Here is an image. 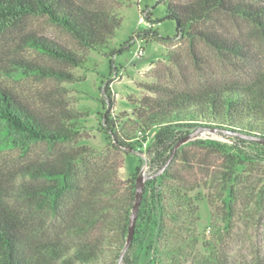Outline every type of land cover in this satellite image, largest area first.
<instances>
[{"label": "trees", "instance_id": "1", "mask_svg": "<svg viewBox=\"0 0 264 264\" xmlns=\"http://www.w3.org/2000/svg\"><path fill=\"white\" fill-rule=\"evenodd\" d=\"M157 3L163 4L166 17L176 21V31L192 44L202 41L217 50L249 57L245 43L199 27L225 14L246 20L264 37V0ZM35 16L61 26L79 45L97 51L108 48L122 25L115 10L87 6L80 0H0V32L21 28ZM143 33L157 32L147 29ZM22 41L20 54L0 63V264H117L127 239L139 172L138 167L125 182L118 176L124 162L120 154L129 152L133 134L154 132L147 151L151 174L164 165L177 141L198 127L232 132L229 136L237 142L264 148V142L250 139L264 141V68L245 83L183 89L149 84L148 93L132 100L128 126L118 129L111 114L106 116L105 129L112 139L108 147L98 151L70 146L78 132L75 123L69 122L75 116L39 110L6 85L3 77L8 73L18 80L30 72L72 77L60 67L42 66L24 56L26 49L66 65L82 66L88 60L32 31H25ZM128 46L129 42L122 48ZM39 142L50 147L49 158L20 165H10L3 158L6 150L27 154ZM187 143L175 151L162 173L146 180L122 264H156L162 256L173 263L185 251L191 252L197 240L196 201L200 200L191 192L199 187L218 183L222 191L227 190L229 216L238 209L237 203L242 204L238 158L215 141ZM216 173L220 177L212 179ZM202 246L205 251L195 255L192 264H234L221 244L208 239Z\"/></svg>", "mask_w": 264, "mask_h": 264}, {"label": "rangeland", "instance_id": "2", "mask_svg": "<svg viewBox=\"0 0 264 264\" xmlns=\"http://www.w3.org/2000/svg\"><path fill=\"white\" fill-rule=\"evenodd\" d=\"M80 1L91 7L113 9L121 16L122 25L108 48L97 51L83 47L65 29L43 16L29 18L21 28L0 32V63L20 54L25 31L53 38L88 60L82 66L66 65L36 50L26 49L22 52L24 56L42 66L60 67L72 77L46 76L41 72H30V69H24L30 73L18 80L9 78L8 73L3 77L6 85L39 110L67 112L75 116L69 122L75 123L78 132L70 146L83 145L98 151L108 147L112 139L105 129L106 116L111 114L118 129L128 126L127 120L132 119V100L148 93L149 84L183 89L245 83L264 68V37L242 18L216 15L199 27L213 28L245 43L250 49L249 57L245 58L217 50L202 41L192 44L176 31V21L166 17L165 8L157 3L158 0ZM147 29L157 33L144 34ZM128 42L129 46L122 48ZM111 49L115 50L112 55ZM153 134L131 135L129 152L126 155L119 153L124 159L118 170L122 182L130 178L138 167L136 177L142 168L145 175L151 174L147 151ZM190 140L215 141L223 146L222 150L238 158L241 162L238 170L242 177V204L237 203L238 209L229 216L226 208L228 192L222 191L218 183H212L210 187L201 186L191 192L200 198L196 201L199 208V221L194 233L196 243L191 252L185 251L173 263L171 258L162 256L161 263L156 264H192L193 257L205 251L202 243L208 239L227 248L234 264H264V148L237 142L229 135L208 130H201ZM50 155V147L39 142L33 144L27 154L17 149L6 150L3 158L10 165H20L30 160L42 161ZM217 177L220 173L212 179ZM136 251L139 253L140 249Z\"/></svg>", "mask_w": 264, "mask_h": 264}, {"label": "water", "instance_id": "3", "mask_svg": "<svg viewBox=\"0 0 264 264\" xmlns=\"http://www.w3.org/2000/svg\"><path fill=\"white\" fill-rule=\"evenodd\" d=\"M201 130H208V131H216V132H221L227 135H233L232 132H228V131H224V130H217V129H202V128H196L194 129L192 132H190L189 134L185 135L183 138H181L179 141H177V143L174 145L171 154L169 155L167 161L164 163V165L154 174H150V175H145L144 174V169L142 168L140 174L136 177V181H135V194H134V203L132 206V210H131V214L129 217V224H128V232H127V239H126V243L125 246L123 248V250L120 253L119 256V260L117 262V264L121 263V260L123 258L124 253L127 251L133 235H134V228H135V221H136V217H137V212L139 209V205L141 202V198L143 195V190H144V185H145V181L153 176H156L160 173H162L165 168L168 166V164L170 163V161L172 160L175 151L185 142H187L188 140H190L192 137H194L198 132H200ZM246 138H250V137H246ZM256 141H260V142H264L263 140L257 139V138H250Z\"/></svg>", "mask_w": 264, "mask_h": 264}, {"label": "built area", "instance_id": "4", "mask_svg": "<svg viewBox=\"0 0 264 264\" xmlns=\"http://www.w3.org/2000/svg\"><path fill=\"white\" fill-rule=\"evenodd\" d=\"M143 145H145V142L143 143Z\"/></svg>", "mask_w": 264, "mask_h": 264}]
</instances>
